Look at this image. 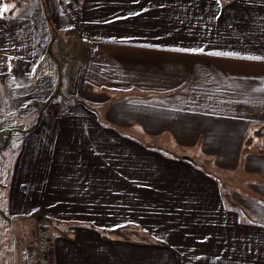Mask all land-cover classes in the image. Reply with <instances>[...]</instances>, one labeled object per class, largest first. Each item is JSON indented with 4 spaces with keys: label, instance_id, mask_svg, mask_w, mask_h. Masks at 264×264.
Returning a JSON list of instances; mask_svg holds the SVG:
<instances>
[{
    "label": "crops",
    "instance_id": "crops-1",
    "mask_svg": "<svg viewBox=\"0 0 264 264\" xmlns=\"http://www.w3.org/2000/svg\"><path fill=\"white\" fill-rule=\"evenodd\" d=\"M41 2L0 19V264H35L38 221L51 264H264V0Z\"/></svg>",
    "mask_w": 264,
    "mask_h": 264
},
{
    "label": "rangeland",
    "instance_id": "rangeland-1",
    "mask_svg": "<svg viewBox=\"0 0 264 264\" xmlns=\"http://www.w3.org/2000/svg\"><path fill=\"white\" fill-rule=\"evenodd\" d=\"M60 35L62 37L64 36L61 33H57V35L55 37H58V41H59V39H61L63 41L65 39V36L62 39V38H60L61 37ZM62 43H64V44L60 45V47H58L59 48L58 49L59 50L58 58H59V62H60L61 73H63V75H61V79H60V81H58V84L60 85L61 89L63 90V93H65V92H68V91H72L74 87H76L77 90H78L79 87H78V78L74 82L73 81L74 80L73 77H67L68 67H69L68 64H69V61H70L69 59H70V52H71L70 47H71V45H70L68 39H65V41H63ZM57 44H58V42H57ZM85 78L86 77H83L82 84L87 82ZM88 87H90V88L95 90L93 84H90ZM81 89H83V88H81ZM196 89L197 88H193L192 89V95L198 92ZM83 93L81 92L82 96H84ZM129 95H134V92L130 93ZM136 95H138V94H136ZM71 99L75 100L76 98H73L71 96ZM2 104L3 103H2V101L0 99V105H2ZM1 119H0V121H1ZM13 140H14V136L10 137L8 139V141H6V143H8L7 149H11L12 148ZM143 141H144L143 142L144 145L145 144H147V145L149 144V145H151L150 146L151 149H157V150L160 151V153H162L163 155H166L167 157H170V158H172V156H173L171 154H174L176 156L183 155V156L195 158V162L197 163L196 167H198L201 170H204L209 176H212L213 179L218 180L220 183H221V181L227 182L229 185H230V183H233L232 187H234V188L235 187H237L239 189L242 188L243 184L241 182H237L236 178H235L234 181H232L233 177H234L233 175L217 171L213 167V164H212L211 160H208L206 157L202 156L196 149H189V148H186V147L184 148V147L178 146L175 142L170 140V138L168 139L167 137L166 138H158L157 140H151V139H149V138L144 136L143 137ZM4 144H5V140L0 144V147L3 148ZM147 145H145V146H147ZM5 148H6V146H5ZM163 150H165V151H163ZM166 151H168V152H166ZM224 187H225L226 190L228 189V193L230 194L229 187L227 188V186L225 184H224ZM223 196H226L224 191H223ZM0 214H1V219H2L3 218L2 213L0 212ZM5 226L6 225H2V224L0 226L1 239L3 238V235H6ZM33 250H34V248H33ZM6 259H7V257L6 256H2V252H0V262L1 263H6Z\"/></svg>",
    "mask_w": 264,
    "mask_h": 264
},
{
    "label": "trees",
    "instance_id": "trees-1",
    "mask_svg": "<svg viewBox=\"0 0 264 264\" xmlns=\"http://www.w3.org/2000/svg\"><path fill=\"white\" fill-rule=\"evenodd\" d=\"M4 1V7H3V11L0 14V19H4L7 15H10L13 11H15L19 6L26 4L28 0H3ZM42 0H40V4H42L41 2ZM6 9V10H5ZM45 19L48 20L49 17L47 15H45ZM257 131H254V134H256ZM252 138L251 135H248L245 140H244V146L246 147L250 142H251ZM147 145V144H145ZM148 147H150L151 145H147ZM166 150V149H165ZM163 150V151H165ZM168 152V151H166ZM165 152V153H166ZM173 156H175L176 158L182 159L183 155H179L176 156L174 154H171ZM111 234H115L123 239H128V240H138V241H149L151 240V236L144 231L143 229H141L139 226L135 225V224H127V225H123L117 228H114L112 230H110Z\"/></svg>",
    "mask_w": 264,
    "mask_h": 264
},
{
    "label": "built area",
    "instance_id": "built-area-1",
    "mask_svg": "<svg viewBox=\"0 0 264 264\" xmlns=\"http://www.w3.org/2000/svg\"><path fill=\"white\" fill-rule=\"evenodd\" d=\"M35 264H51L48 257L49 237L46 224L38 221L31 230Z\"/></svg>",
    "mask_w": 264,
    "mask_h": 264
},
{
    "label": "water",
    "instance_id": "water-1",
    "mask_svg": "<svg viewBox=\"0 0 264 264\" xmlns=\"http://www.w3.org/2000/svg\"><path fill=\"white\" fill-rule=\"evenodd\" d=\"M183 158H187V156H183Z\"/></svg>",
    "mask_w": 264,
    "mask_h": 264
},
{
    "label": "snow or ice",
    "instance_id": "snow-or-ice-1",
    "mask_svg": "<svg viewBox=\"0 0 264 264\" xmlns=\"http://www.w3.org/2000/svg\"><path fill=\"white\" fill-rule=\"evenodd\" d=\"M6 10V9H5ZM202 51V50H201Z\"/></svg>",
    "mask_w": 264,
    "mask_h": 264
}]
</instances>
